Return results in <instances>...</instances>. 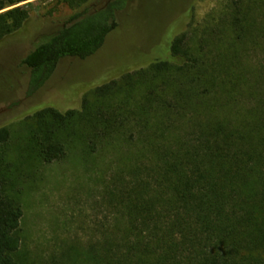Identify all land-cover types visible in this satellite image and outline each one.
Instances as JSON below:
<instances>
[{
	"label": "trees",
	"instance_id": "trees-1",
	"mask_svg": "<svg viewBox=\"0 0 264 264\" xmlns=\"http://www.w3.org/2000/svg\"><path fill=\"white\" fill-rule=\"evenodd\" d=\"M24 1L0 0V41L28 20L26 8H10ZM61 1L71 14L22 58L29 96L62 59L98 52L135 0ZM229 17L234 39L223 56L200 58L180 32L147 68L122 73L126 87L111 78L80 108L50 104L29 116L44 163L78 147L122 150L124 167L105 186L113 214L96 220L100 235L76 253L83 264H264V56L258 71L239 58L249 40L264 53V0H235ZM11 140L0 128V264H25Z\"/></svg>",
	"mask_w": 264,
	"mask_h": 264
},
{
	"label": "rangeland",
	"instance_id": "rangeland-1",
	"mask_svg": "<svg viewBox=\"0 0 264 264\" xmlns=\"http://www.w3.org/2000/svg\"><path fill=\"white\" fill-rule=\"evenodd\" d=\"M234 1L135 0L121 13L119 27L98 52L86 59H62L47 83L31 96L27 94L29 72L22 58L72 9L61 0H26L10 7H24L29 12L24 26L0 41V128L11 130L19 169L17 187L23 192L24 215L18 256L25 264H68L69 255L71 264H83L79 255L83 244L101 233L95 228L96 220L113 214L104 200L105 186L125 164L122 150L112 147L95 155L78 147L66 159L42 162L32 151L29 116L50 104L60 109L80 108L94 87L111 78L126 87L122 73L147 68L180 32L200 58L223 56L234 39L229 17ZM263 56L249 40L246 53L239 58L258 71ZM76 241L80 243H76L77 251L72 250Z\"/></svg>",
	"mask_w": 264,
	"mask_h": 264
}]
</instances>
